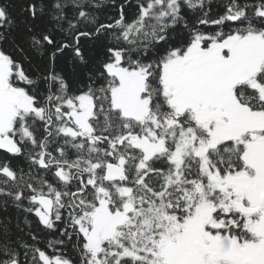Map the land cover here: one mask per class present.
Returning a JSON list of instances; mask_svg holds the SVG:
<instances>
[{"label":"snow or ice","instance_id":"1","mask_svg":"<svg viewBox=\"0 0 264 264\" xmlns=\"http://www.w3.org/2000/svg\"><path fill=\"white\" fill-rule=\"evenodd\" d=\"M0 264H264V0H0Z\"/></svg>","mask_w":264,"mask_h":264}]
</instances>
